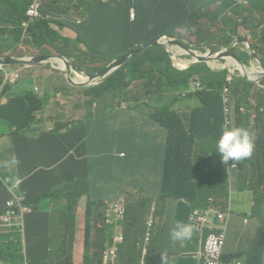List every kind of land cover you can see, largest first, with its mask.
I'll return each instance as SVG.
<instances>
[{"label": "trees", "instance_id": "trees-1", "mask_svg": "<svg viewBox=\"0 0 264 264\" xmlns=\"http://www.w3.org/2000/svg\"><path fill=\"white\" fill-rule=\"evenodd\" d=\"M31 1L0 0V57L18 54L22 43L21 24ZM4 5L7 13L1 12ZM131 9L135 11L134 20H131ZM41 11L50 17L32 25L27 45L40 52L47 47H55L79 71L90 74L97 73L91 68L98 59L102 60L100 72L114 60L165 35L179 40L184 35L192 36V45L202 53L227 49L229 45L223 41V28L228 23L249 30L253 41L250 42L256 54L262 55L264 66V0H43ZM62 30L74 33L76 40L65 37ZM227 35L234 39L241 37L240 33L227 32ZM244 46V51L235 52L247 65L250 48L246 44ZM78 54L80 60L84 59L82 65L76 63ZM221 62L224 65V60ZM256 63L260 68L261 65ZM196 80L201 86H196ZM40 89L38 86L35 91L19 92L20 95L10 99L8 105L2 104L0 120H19V128H25L31 123L25 115L32 118V111L38 113L45 109L53 116L55 103L49 104L53 95L46 93L40 96L36 93L43 92ZM81 89L89 97L90 105L101 97L111 99L118 96L124 104L135 103L133 111L138 112L130 116V126L135 131L114 138L115 151L103 146L112 131L105 126L98 127L96 120L100 137L88 155L90 192L84 212L88 230L83 264H102V251L111 243L113 234V228L105 224L106 218L120 216L124 220V233L121 234L124 247L120 251L123 256L139 260L142 257L140 249H147L148 255L164 264V239L168 238L164 232L171 228L169 202L188 198L200 207L213 205L216 210L229 215V223L231 210H226L232 194L240 190L255 198L264 196V89L261 83L250 81L237 70L226 67L214 70L206 63L178 69L167 49L154 45L103 83ZM12 90L14 85L0 69V98ZM26 99L32 104V110L19 106L22 100L26 105ZM176 104L192 108L193 124H180V115L171 110ZM158 107L164 112L152 114L148 109ZM254 111L257 114L252 124L250 115ZM138 115L143 118L141 124L138 123ZM55 118L60 116L55 114ZM75 123L54 121V126L58 130H71ZM186 128L192 133L191 137L184 131ZM226 128H244L253 135L255 147L250 158L230 161L227 165L222 163L215 146ZM199 130H206L205 135ZM198 138L213 144L214 150L207 154L193 151L195 146L204 147L203 143L195 144ZM187 143L191 146H185ZM183 161L202 167L192 172L195 170L193 165L190 177L174 171L172 174L176 163H181L178 166L181 172L186 170L187 165ZM77 200L74 195L68 198V209L75 214L79 208ZM117 203L120 209L116 207ZM256 218L262 221L259 234L264 236V205L256 204ZM91 224L92 230L102 238V244L94 254L90 252L89 243ZM219 231L213 227L205 233L208 236ZM4 236L0 235V240ZM148 236L149 241L146 240ZM140 240L143 241L140 243ZM70 242H74V237ZM16 243L19 245L20 240L17 239ZM13 250L14 243L8 246L9 257ZM0 257H6L1 249ZM65 257L61 264H76L71 252H66ZM240 260L242 257L224 252V262ZM246 264H261L256 251Z\"/></svg>", "mask_w": 264, "mask_h": 264}, {"label": "crops", "instance_id": "crops-1", "mask_svg": "<svg viewBox=\"0 0 264 264\" xmlns=\"http://www.w3.org/2000/svg\"><path fill=\"white\" fill-rule=\"evenodd\" d=\"M61 32L65 37L74 41L77 38V36L70 31L62 30ZM24 45L28 46L25 42L21 43V46H19L20 49L24 48ZM52 48L57 52L55 47L45 48L42 52L37 51L41 55H50L52 53ZM79 48L84 47L79 46ZM20 49L17 52L18 54L9 53L6 54V56L18 57L21 53ZM79 55L80 54L76 56V63L77 65H82L83 61L80 60ZM179 55H183L187 58L185 64L182 65V67H184L183 69L189 67L194 60L192 57L182 53ZM48 63L61 65L59 59H51ZM48 63L33 65L26 69L27 73L33 74V80L30 81L27 79L19 82L21 71L23 69H18L19 77L15 81L10 82L11 85H14V90L7 93L5 97L0 98V106L2 104L8 105L10 99H13L16 95H20L19 92L25 90L35 91V89L40 86V79H43L45 83H48L49 80L53 82L50 77L55 78L56 75L62 74L48 66ZM220 63L221 67H219V65L214 67L212 66V63L207 65L214 70H220L226 67V65L231 66L230 64L225 63L223 65L221 61ZM15 68L16 66H5L1 69H3L6 77L11 72L16 71ZM60 69H62V67ZM91 69L92 71L97 72L100 70V68L95 70V65ZM74 76H77L78 79H81L84 76L87 77V75H78L74 73L73 81L78 84L82 82L76 81ZM65 80L67 81L66 74ZM138 83L139 82H136L135 84ZM55 85L61 90L66 89L61 79H58ZM67 90L69 93L79 92L84 96V99H82V96H78L80 102L78 101L76 106L77 114H82L83 116L76 119L77 121L74 124L75 127L71 128V130H68V128L65 130H58V128L54 126V122H52L53 117L45 109L38 113L32 111V118L29 117V115H25V117L31 122L25 128H19V125H21L19 120H9L8 122L6 120H0V164L9 159L11 155L15 154L19 160V166L17 167L14 180L17 179L20 181L18 185H15V188L18 189V193L24 194L23 196L16 197L22 198L24 203L28 204L30 202L29 206L24 205L26 212L23 215V220L18 221L19 226L14 228V234L5 235L4 238L0 240V244H3L0 249L6 256L2 258L0 257V264H51V261L52 264H61L66 260L65 253L69 251L71 246H76L79 250L81 248L82 254L84 249L86 250L85 236L88 226L84 212L86 199L90 192L88 155L92 150L91 147L96 144V139L100 137V129L97 127L96 120L89 115H93L98 111L99 99L94 100L93 105H90L89 97L86 96L81 87H74L69 83ZM36 93L42 96L49 93V89L46 88L45 84L44 91H38ZM102 98L107 99L108 102L107 105L102 106L103 112L110 111L112 108L123 103V99L118 96L111 97V99L108 97ZM54 101L55 96L53 95L49 104ZM109 104H112L113 106L111 107ZM19 106L24 109H31V107H33L28 99H26V105L22 100L19 103ZM148 109L152 114H154L155 111L156 113L164 112L161 110V107ZM191 109L192 108L189 106H183L180 104H176L171 108V110L180 115V124L182 125L187 122L193 124ZM132 113L138 112L136 110L131 111L130 107L126 105L122 106V111L117 122H114V127L110 130L112 131L110 132L112 140L108 144V147H106L107 150H116L114 138L118 137V135L113 132L124 131L126 127L132 128L130 126V116ZM142 119L143 118H141V122ZM86 123L90 125L88 126ZM27 129L28 131L33 132L27 133ZM184 131L188 132V136H192V133L188 128L184 129ZM205 131L206 130H199V133L205 135ZM201 139L202 138H198L196 140ZM207 139L211 141L212 138ZM198 143L200 142H195V144ZM201 143L204 144V147L198 148L195 146L193 151H196L197 148L204 154H207L214 150L212 144L207 141L204 140ZM185 146H191V144L187 143ZM183 163L187 165L186 170L181 172L178 168L181 163H176L172 167V174L174 171L182 173L183 175L189 174L187 177H190L193 165L195 170L192 169V172H196V170L198 171L202 167L200 164L195 165L188 161H183ZM217 168H219V166H217ZM7 170L8 168L0 167V216L4 213L6 202L14 197L9 193L8 189L10 186L3 178L7 177ZM71 195L78 198L77 201L79 202V208L76 214L68 209V198H70ZM233 197L237 198V200L239 197L245 199L247 201L246 204L249 203L250 199H253L252 194L241 193L240 190L231 195L230 201ZM256 198L259 200L258 205L263 206L264 196H256ZM44 201H50L51 204L42 205V202ZM64 207V210H66L65 212L62 211V208ZM246 210V220H244L242 229L236 231L233 228L230 231V233L237 232L239 234L236 245L231 246L229 237H227L224 249V252H232L234 256L242 257V260L239 262H242L243 264L247 263L249 256L242 251L241 243L243 241L244 231L246 227L250 225L249 220L251 219L250 214L252 213V209L247 205ZM26 213L29 214L25 218ZM168 213L171 220V228L174 227L176 222L189 224L192 227L193 236L190 240L183 242L174 241L170 237V228L165 230L164 234H166L168 238L164 239V264H202L204 260L205 242L209 236H207L205 231L209 226H221V220L218 213L214 210V206L204 205L200 207L196 202H193L188 198H183L173 201L171 204L169 202ZM200 219H205V221ZM63 220H65L66 223L70 220L76 222V231H73L69 237L63 235ZM217 221H219V223ZM246 222H248V224H246ZM105 224L113 228V234L111 236V243L106 245L102 251V264H162L152 256L148 255L147 249H140L142 257L139 260H131L128 259V256H123L120 251L124 247V244L120 241V238L121 234L124 233L122 231L124 220L121 219L120 216L116 219L106 218ZM261 226V219L256 218V258L261 260V264H264V236L259 234ZM92 229L93 224L89 226L88 232ZM230 233H228V235ZM72 237H74L73 243L70 242ZM17 239L20 240L19 245L16 243ZM141 241L143 240H140L139 242L141 243ZM13 243L14 250L9 257L7 255L8 246ZM89 243L90 252L94 254L98 251L97 247L102 244V238L92 230ZM138 247L139 246H137V248ZM55 258L58 259L54 260ZM75 263L83 264L81 260L78 259H75Z\"/></svg>", "mask_w": 264, "mask_h": 264}, {"label": "rangeland", "instance_id": "rangeland-1", "mask_svg": "<svg viewBox=\"0 0 264 264\" xmlns=\"http://www.w3.org/2000/svg\"><path fill=\"white\" fill-rule=\"evenodd\" d=\"M1 12L7 13V7L5 5L1 9ZM223 31H224L223 41L226 42L227 45H230L231 43H233L235 41L233 36L227 35V32H229L230 34H237V33L239 34L240 33L241 38H247L250 41H252V38H251L252 36L249 33V30H245L244 27H241L239 25L236 26V25H231L230 23H228L227 25L224 26ZM181 39L186 40L188 44H192V42L190 40H192L193 37L189 36V35H184ZM85 48L90 50V48H87V47H85ZM245 48H246V46L243 45L242 49L245 50ZM167 50L171 53V56L173 58V63L175 65H177L178 67H181L182 65L185 64V62L187 60V58L185 56L179 55L176 58L173 57V54H180L183 52L181 48L174 46V45H168ZM20 51H21V53H20V55H18V57H20V58H33L36 56H42L37 50L32 49L26 45H24V48H21ZM51 52H52L51 54H58L53 48H52ZM204 54H206V53H204ZM21 56H23V57H21ZM214 57L215 58L212 60V66L215 67V66L219 65V67H221L220 66V64H221L220 59L217 58V55H214ZM258 57L260 59H262V55H259ZM81 60L84 61L83 58H81ZM246 61L250 62V58ZM101 63H102V60L98 59L96 65H95V70H97L101 67ZM48 66H50L53 69H55L56 71H59L60 73H62L61 75H56L55 78L50 77V79H52L53 82L51 80H49L48 83H45L43 81V79H40V82H39L41 91H44L45 84H46V88L49 89V93L55 96V101H54L55 109L53 111V116H52V112H49V114L53 117L52 122L58 121L60 123L61 122H74L75 123L77 121L76 119L78 117L80 118L83 116L82 114H77V112H76V106L78 103V96L79 95L82 96V99H84V96L82 94H80L79 92H73V93L68 92L67 89H68L69 83L65 80L66 72L63 71L62 69H60L62 67L61 65L48 63ZM226 67H229L233 70H237V68H235V67H231V66H227V65H226ZM15 69L16 70L23 69L21 71V78L19 79V82L25 81V80L33 77L32 73L26 72L27 70L24 69V66H16ZM240 70H241V71H239L240 75L244 74L247 77H255L256 73H263L264 72V70L262 68L257 67V64H256L255 70L242 69V68H240ZM74 77H75V80L78 82L86 81V76H84L81 79H78L77 76H74ZM46 79H49V78H46ZM58 79H61V81L63 82V85L66 87L65 90H61L58 86L55 85L56 81ZM257 83H261L262 87L264 88V77L261 78ZM107 104H108L107 99H104L102 97L99 98V109H98V111H96L92 115V118L95 120H98V127L105 126L109 130H111L114 127V122H117V119H118V117L122 111V106L126 105V106L130 107L131 111H133V107L135 106V103H132L131 105L121 103V105L112 108L110 111L103 112L102 106L107 105ZM242 111L244 114L247 113L245 110H242ZM55 114H58L60 116V118H58V119L55 118ZM256 114H257V112L254 111L250 115L252 124L255 121ZM138 117H139L138 123L140 124L142 116L138 115ZM126 122H127V120H126ZM226 129H228V128H226ZM134 131H135L134 129L126 127V129L124 131H115L113 133L119 136L121 134H129V133H132ZM32 132L33 131H28V129H27V133H32ZM111 140H112V137L110 134H108L107 138L104 140L105 144L103 146L108 147V144L110 143ZM202 141H204V140H199L197 142L201 143ZM196 151H201V150L197 149ZM215 151L217 153V148ZM18 166L13 167V168H8L7 173H6L7 177L6 178L3 177L9 186H12V184L17 180V179L14 180V178L16 176V171H17ZM184 176H189V174H184ZM14 190L16 192H18V189L14 188ZM250 201L248 204H246L247 201L245 199L239 197V199L237 200V198L233 197L231 199V201L229 202V205H228L227 210H226V211L231 210V217H230V221L228 223V233H230L231 229H233V228L236 231H240L242 229L244 220H246L245 219V213H247L246 205L252 209V213L250 214L251 219L249 220L250 225L246 227V229L244 231V235H243L244 236L243 241L241 243L242 251H244L247 256L252 255L256 251V234H257V230H256V204L258 205L259 200L253 196V199H250ZM44 204H51V202L50 201H44V202H42V205H44ZM53 204H54V202H53ZM24 205L29 206L30 202L28 204L24 203ZM233 207H236V208H233ZM64 209H65V207L62 208L63 212L66 211ZM30 213H32V212H30ZM28 214L29 213L25 214V218ZM63 222H64L63 235L69 237L73 231H76V222H73L72 220H70L68 223H66L65 220H63ZM217 222L219 223V221H217ZM209 228L213 229V226H209ZM228 237H229L231 246H235L237 243V239L239 238V234L237 232H235V233L232 232L228 235ZM73 247L74 246H71L69 248V252H71L73 260L78 259V260H81L82 263H84V256L81 252V248L79 250L76 246L74 248ZM57 259L58 258H55L54 260H57ZM51 264H52V261H51Z\"/></svg>", "mask_w": 264, "mask_h": 264}, {"label": "clouds", "instance_id": "clouds-1", "mask_svg": "<svg viewBox=\"0 0 264 264\" xmlns=\"http://www.w3.org/2000/svg\"><path fill=\"white\" fill-rule=\"evenodd\" d=\"M33 2V0L31 1V3ZM30 3V4H31ZM42 5H43V0H42ZM30 6V5H29ZM29 8V7H28ZM41 9H42V6H41ZM28 10V9H27ZM27 13V11H26ZM26 13H25V20H26ZM42 13V11H41ZM43 15V13H42ZM50 16L47 15V16H44L43 15V18H41L40 20L44 19V18H49ZM135 19V11L134 9H131V20H134ZM23 20V22L25 21ZM39 21V20H38ZM22 22V23H23ZM37 22V21H36ZM35 22V23H36ZM34 23V24H35ZM32 24V25H34ZM31 25V27H32ZM21 29H22V24H21ZM31 29V28H30ZM166 36V35H165ZM164 37V36H163ZM162 38V37H161ZM172 39H176L174 38L173 36H171ZM31 39V35H30V30H29V35L27 38H24L23 37V29H22V37H21V40H22V43H27L28 40ZM172 39H167L165 40V43H166V46H164L166 49H167V46L170 45L167 43L168 40H172ZM178 41H182L183 40H179V39H176ZM186 41V40H185ZM147 45V44H146ZM21 46V45H20ZM29 46V45H28ZM145 46V45H143ZM141 46V47H143ZM154 46V45H153ZM175 46V45H174ZM140 47V48H141ZM179 47V46H177ZM32 48V47H31ZM49 48V47H47ZM138 48V49H140ZM151 48V47H150ZM181 48V47H179ZM191 48V47H190ZM34 49V48H32ZM136 49V50H138ZM149 49V48H148ZM146 49V50H148ZM182 49V48H181ZM192 49V48H191ZM36 50V49H35ZM135 50V51H136ZM144 50V51H146ZM194 50V49H192ZM144 51H142L141 53H143ZM168 51V50H167ZM182 54L184 55H187V56H190L192 57L191 55H189V53L182 49ZM198 55H205L204 53L200 52L199 50H194ZM210 50H208L207 52H209ZM169 52V51H168ZM199 52V53H198ZM206 52V53H207ZM210 52H214V51H210ZM132 53V52H131ZM139 53V54H141ZM170 53V52H169ZM60 54V53H58ZM138 54V55H139ZM62 55V54H61ZM64 56V55H63ZM137 56V55H136ZM135 56V57H136ZM170 56H171V53H170ZM177 56H179V54H173V57L176 58ZM20 58V57H18ZM67 58V57H66ZM172 58V56H171ZM193 58V57H192ZM30 59V58H28ZM68 59V58H67ZM194 59V58H193ZM69 60V59H68ZM195 60V59H194ZM60 63H61V66H62V69L65 68V64L62 60H59ZM70 61V60H69ZM172 61H173V58H172ZM221 61V59H220ZM130 62V61H129ZM48 63V62H46ZM112 63V62H111ZM110 63V64H111ZM204 63V62H202ZM197 64V63H195ZM208 64V63H206ZM109 65V64H108ZM107 65V66H108ZM173 65L178 68V69H181V70H185L183 69L184 67H178L177 65H175L173 63ZM194 65V64H193ZM192 65V66H193ZM15 66H24V69H28L30 68L31 64L27 65V64H22V65H15ZM106 66V67H107ZM188 69V68H186ZM64 71V70H63ZM79 71V70H78ZM81 72H84V71H79V73ZM116 72V71H115ZM11 73H18L19 75V72L16 70V71H13ZM79 73H76L78 75H81ZM83 75H87V74H83ZM111 76V75H110ZM109 76V77H110ZM73 79V78H72ZM104 82V81H103ZM102 82V83H103ZM101 84V83H100ZM195 84L196 86H201L200 82L199 81H195ZM99 85V84H98ZM75 87V86H74ZM80 102V100H78ZM254 147H255V144H254V137L253 135L246 129L244 128H231V129H223L222 132H221V135L219 137V139L217 140V143H216V148H217V154H219V156L221 157V160H222V163H224L225 165H227L230 161H235V162H239V161H242V160H245V159H248L251 157L252 153H253V150H254ZM19 165V160L18 158L15 156V154L11 155V157L5 161H3L2 164H0V167H4V168H13V167H16ZM20 183L19 180H16L12 186L9 187L8 191L11 195H13L14 197L16 196H23L24 194L23 193H18L16 191H14V188H15V185H18ZM193 236V230H192V227L189 225V224H186V223H182V222H176L174 227L170 228V237L172 240L174 241H186V240H190ZM204 262V260H203ZM203 264V263H202Z\"/></svg>", "mask_w": 264, "mask_h": 264}, {"label": "water", "instance_id": "water-1", "mask_svg": "<svg viewBox=\"0 0 264 264\" xmlns=\"http://www.w3.org/2000/svg\"><path fill=\"white\" fill-rule=\"evenodd\" d=\"M169 38L172 39L171 36L166 35V36L160 38L159 40H156L152 43H149V44L141 47L140 49L133 51L132 53H130V54H128V55H126L120 59H116L111 64H109L105 69H103L102 71L97 72L95 74H90L88 72L87 73L86 72L79 73L77 67L71 61H69L65 56H63L61 54L42 55V56H36V57L30 58V59L18 58V57H14V56L0 57V69L5 67V66H15V65H22V64L39 65V64L46 63L51 59H59V60H62L65 64V68L63 70L66 72L67 81L72 86H75V87H92V86H96L97 84H100L103 81H105L110 75H112L119 68H121L122 66L127 64L129 61H131L136 55H138L142 51L152 47L153 45L166 46L165 40H167ZM240 40L242 43H245L247 45V47L250 48L251 53L256 54L254 47L252 46V43L250 42L249 39L243 38ZM241 42L235 41L234 44L239 45ZM167 43L170 45H175V46L181 47L182 49L186 50L189 53V55H191L195 59L192 61L190 66L187 68H190L195 63H202V62L208 63L209 61H212L215 58L214 55H217V58H219V59H221L223 56L229 55V53L226 51H221V52L220 51H214V52L209 51L205 55H198L194 50H192L189 46L184 44L182 41L172 39V40H168ZM234 44H232L231 46H233ZM231 50H234V52H235V48H231ZM256 59H257L256 62H258L261 65L260 68H262L264 70V66L261 63V59L258 57L257 54H256ZM239 65H241V63H239ZM74 73L87 74L86 81H84L80 84L75 83L72 79ZM242 75H244V74H242ZM263 77H264V72L263 73H256L255 77H247V78L250 81L257 83Z\"/></svg>", "mask_w": 264, "mask_h": 264}, {"label": "built area", "instance_id": "built-area-1", "mask_svg": "<svg viewBox=\"0 0 264 264\" xmlns=\"http://www.w3.org/2000/svg\"><path fill=\"white\" fill-rule=\"evenodd\" d=\"M42 0H33L30 4L27 13L26 20L22 23L23 37L27 38L31 25L36 21L43 18L41 13ZM8 81H15L19 75L18 73H10L7 76ZM116 207L120 209V204L117 203ZM214 210L218 213L221 220V226L217 227L220 229L219 232H212L207 237L205 242L204 251V262L203 264H243L242 262L227 263L223 261L224 249L227 240V224L228 214L221 213L220 211ZM25 207L23 199L20 197H13L6 202L4 213L0 216V235L14 234V228L19 226L18 221L23 220L25 213ZM205 221V219H200ZM149 241V236L146 239ZM120 241L123 242L124 238L121 237Z\"/></svg>", "mask_w": 264, "mask_h": 264}, {"label": "flooded vegetation", "instance_id": "flooded-vegetation-1", "mask_svg": "<svg viewBox=\"0 0 264 264\" xmlns=\"http://www.w3.org/2000/svg\"><path fill=\"white\" fill-rule=\"evenodd\" d=\"M240 39H243L241 37H236L235 38V41H239L241 42ZM235 41L232 43L234 44ZM183 43L186 44L187 46L191 47L192 49L194 50H197L195 45H192V44H188L187 41L183 40ZM232 44H230L228 47H226L227 49H222V50H219L220 52L221 51H226L229 53V55L227 56H223L221 58V60H224V63L225 64H230L232 67H235L237 68V71H241L240 68L242 69H252V70H255L256 69V54H253V53H249V58H250V62L247 63V65H245L244 63H242L240 60H239V57L237 55L236 52H234V50H231V48H235V50H240L242 49V46L245 45V43H240L239 45H233L231 46ZM231 46V47H230ZM212 63V61H209L208 64ZM239 63H241V65H239ZM242 74V73H241ZM244 76V75H242Z\"/></svg>", "mask_w": 264, "mask_h": 264}]
</instances>
